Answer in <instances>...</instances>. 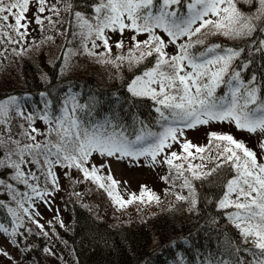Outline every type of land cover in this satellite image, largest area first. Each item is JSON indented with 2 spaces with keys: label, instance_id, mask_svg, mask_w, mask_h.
Instances as JSON below:
<instances>
[{
  "label": "snow or ice",
  "instance_id": "snow-or-ice-1",
  "mask_svg": "<svg viewBox=\"0 0 264 264\" xmlns=\"http://www.w3.org/2000/svg\"><path fill=\"white\" fill-rule=\"evenodd\" d=\"M29 3L30 0H0V44L16 43L17 37L22 40L27 35L31 23L26 16ZM37 3L38 11L44 13L46 0H37ZM240 3L255 11H241ZM91 8V16L74 11L77 31L72 33L73 37H79L84 52L96 56L100 63L119 61L127 62L129 67L144 65V70L127 84V91L135 99L152 102L155 123L161 130L152 131L149 124L135 115L134 124L139 127L134 128V139L129 138L126 126L113 124L111 120L86 124L76 115L77 109L84 106L76 102L75 96H70L64 100L58 116H52L48 111L51 101H45L44 111L38 118L49 125L48 132L43 135L51 137L55 133L56 139L39 141L37 135L41 133L33 126L37 117L31 113L24 116L17 96L0 99V126H4L3 133H6H0V189L5 194L0 196V208L6 209L13 218L11 233L3 224H0V231L10 236L18 235V229L23 227L21 212L37 223L29 210L36 200L46 201L50 195L49 184L56 189V167L78 169L84 179H91L108 191L114 203L124 206L137 198L123 201L118 194L113 195L117 181L112 175H98L96 166L87 167L93 153L118 160L150 157L155 163L162 152L179 143L181 153L166 154L163 163L174 170V180H182L180 186L187 190V195H175L177 200L189 204V211L198 210V194L192 180L207 179L222 169L225 173L215 206L237 231L238 242L234 237H226L223 242L229 256L235 258L216 260L209 256L206 264H264V157H258L231 134L209 132L206 146L179 140L184 128L213 122H228L238 130L264 133V77H258L255 72L245 76L255 63L252 59L255 52L261 54V67L264 68V38L254 39V34L264 33L261 24L264 0H97ZM49 10L59 15L56 4ZM65 11L73 12L71 0H65ZM35 23H43L40 16L35 17ZM126 30L135 33L131 37L132 46L127 55L116 56L113 60L106 32L123 35ZM141 35H146V39H138ZM208 35H223L244 42L251 40V44L248 48L205 45ZM182 38L186 39L178 42ZM97 41L103 45L104 52L94 51L101 46ZM115 47L123 48V41H116ZM75 54L69 50L65 59ZM223 88L227 90L219 95L217 90ZM11 112L27 121L28 128L20 125L19 135L30 142L23 143L13 136ZM259 146L264 150V142ZM196 159L201 163H193ZM205 160L215 166L205 170ZM20 185L27 191H20ZM144 194L142 189L141 197ZM148 196L149 200L159 202L153 193L149 192ZM6 197L16 207L6 203ZM249 243L251 249L241 247ZM44 251L50 252V249ZM241 253L250 254L251 259H245ZM179 264H184L182 256Z\"/></svg>",
  "mask_w": 264,
  "mask_h": 264
},
{
  "label": "trees",
  "instance_id": "trees-1",
  "mask_svg": "<svg viewBox=\"0 0 264 264\" xmlns=\"http://www.w3.org/2000/svg\"><path fill=\"white\" fill-rule=\"evenodd\" d=\"M95 2L97 0H71L72 13L65 11V3L57 4V0L55 3L48 2L44 15L35 13V17L40 16L43 21L42 24H37L42 37L29 36L22 40L17 37L16 43L0 44V54L5 52L12 63V67L6 65L7 62L0 64V77L13 75L2 83L6 87L0 89V99L17 96L19 100L31 101L34 106L32 114L37 120L44 111L45 101H51L48 111L52 116H58L64 100L75 96L76 102L84 106L83 109H77L76 115L86 124L111 120L113 124L126 126L129 138L134 139V128L139 127V124H134L135 115L149 124L152 131H160L159 125L155 123L156 113L152 102L135 99L127 91V84L134 75L144 70V65L129 67L127 62L119 61L116 64L100 63L96 56H89L84 52L79 37H73L72 33L77 31L74 26V11L91 16V6ZM52 4H56L59 9L58 16L49 10ZM238 5L241 6L242 3ZM36 8L39 9V4ZM261 24L264 25V22ZM261 38H264V33L254 34L256 41ZM126 42L123 48L111 45L110 55L113 60L116 56L128 54L132 46L131 38ZM97 43L101 44L100 41ZM211 44L248 48L251 40L244 42L221 35H208L205 45ZM88 47L91 48L90 42ZM69 50L76 54L65 59ZM56 51V57L52 58ZM94 51L101 53L105 49L101 44ZM252 59L255 63L245 76L255 72L258 77H264L261 54L255 52ZM12 81L20 84L11 87ZM226 90L218 89L217 93L222 95ZM41 93L45 95L41 97ZM48 128L49 125L43 127L40 141L46 138L55 141V133L51 137L43 135L48 132ZM207 144L208 141L204 146ZM204 163L205 170L215 166L207 160ZM87 167L91 169L89 163ZM97 168L98 175L108 176ZM62 169L65 189L60 191V195L66 201V218L69 223L61 226L62 224L55 222L54 231L59 248L63 250L58 254L51 250L45 252L46 235L36 228L37 233L29 231L24 236L28 239V246L22 245L20 234L14 237V243L24 251L20 254L21 261L28 264H179L182 256L184 264H206L209 256L216 260L235 258L229 256L223 242L226 237H234L238 242L237 231L228 222L223 211L215 206L225 179L223 169L207 179L192 180L198 194L197 211H189L187 202L176 199L175 194L187 195V190L181 188L182 180L173 179V182L164 180L166 186L159 203H137L143 208H156V215L142 214L139 209L135 212L137 215L131 216L134 213L132 210L136 208L134 204L121 206L114 203L108 191L91 179H84L83 173L78 169ZM169 175L174 178V170L169 169L164 177ZM188 175L191 179L190 174ZM171 184L175 188H167ZM47 187L54 191L51 184ZM24 188L23 185L19 186L20 191ZM117 194L120 195L119 187L113 190V195ZM89 195L95 203L88 202ZM0 196H5L3 189H0ZM5 202L12 203L9 197L5 198ZM3 212L4 208H0V223L10 228L8 217ZM241 247L251 249L252 245L241 244ZM241 255L245 259H251L250 254Z\"/></svg>",
  "mask_w": 264,
  "mask_h": 264
},
{
  "label": "rangeland",
  "instance_id": "rangeland-1",
  "mask_svg": "<svg viewBox=\"0 0 264 264\" xmlns=\"http://www.w3.org/2000/svg\"><path fill=\"white\" fill-rule=\"evenodd\" d=\"M48 2H56V0H46V8ZM61 2L64 4L65 0H61ZM58 4V3H57ZM38 5L37 0H30L29 3V11L26 13L28 21H31L28 27L27 35L23 38L31 37V36H37L42 37L43 34L38 31L37 24L35 23V13H39L40 15H44L46 13V10L44 13H40L38 9L36 8ZM238 8L245 12L250 13L255 11V8L249 7V5L242 3L241 6L238 5ZM75 21V18H74ZM264 21H261L263 23ZM23 31V30H22ZM159 31V30H157ZM135 33L132 31L126 30L123 35H121L119 32L112 33V32H106V35L110 38L109 44L110 46L113 44L115 45V42L118 40H122L123 44H126ZM214 36V35H210ZM223 36V35H221ZM224 37V36H223ZM138 39H146V35H141L138 37ZM184 39L182 38L181 41L183 42ZM126 42V43H125ZM171 50V46H170ZM57 51L52 54V58L56 57ZM7 62V63H6ZM8 64L10 67H12V63L10 62V58L6 56V53L3 52L0 54V64ZM13 75H8L0 77V89L6 87V85H3L5 80H7L9 77H12ZM20 84V82L17 83V81H12L11 87L13 85ZM21 104L23 105V112L24 116H27L29 113H33L34 106L31 101L26 99H20ZM71 105H69L70 107ZM11 116V129L12 134L16 139H21L23 143L30 142L27 138L21 137L19 133L21 132L20 125H23L25 129L28 128L27 121L25 119H22L21 116H17L15 112L10 113ZM33 126L38 130L39 133H41L44 126H48L43 120L37 119L34 120ZM3 127L0 126V133H3ZM222 131L226 134H231L237 141L243 142L249 149L255 151L258 155V157H264V150L260 148V143L264 142V133L256 132V133H249L247 131L238 130L234 124H229L228 122H213L209 125H198L195 128H184L183 129V135L179 136L180 141H190L194 145L198 146H204L208 141V133L209 132H216V133H222ZM6 135V133H3ZM33 135H37L36 133H33ZM42 135H37V140H41ZM171 143V142H170ZM172 151L177 152L178 154L181 153V148L179 143H174L170 149H166L165 152H162L158 157L155 163L152 162L150 157H140L139 159H132V158H123V159H116L115 157H109V156H102L99 153H93V155L89 159V166H96L99 167L102 171H104L106 174H111L113 179L117 181V184L114 188L119 187L121 199L123 201H128L132 197H136L137 199H133L131 203L136 206L135 209L132 211L134 213L130 214L135 215L136 211L140 209L142 211V214H151L156 215L157 209L156 208H143L140 205H137V203L145 204L146 202H155V204L159 203L162 199V192L165 188V182L162 177H164L168 171L169 166L167 164L163 163V158L166 154L170 155ZM176 163H180L181 161H175ZM195 164L201 163L199 159H196L193 161ZM54 171L57 175V185L56 189L49 190L50 195L46 197V201L36 200L34 203V207L29 210L30 214H33V218L37 223H33L32 220L28 218V215H24L22 212L21 219L23 221V227L18 229V234L21 236L22 245L28 246V239L27 237H24L27 232L32 231L34 233H37L36 228L39 232L47 233V243L46 246L51 251H54V253L62 252L63 248H59V243L57 236L55 235L54 231V223L59 222L60 224L68 225L69 221L67 220L68 211L66 208V201L63 200V198L60 195V191L65 189L64 184V178H63V169L61 167L54 168ZM170 177V175H169ZM168 177V178H169ZM170 182H173V178L170 177L168 179ZM167 188H175L174 184L167 185ZM142 189L145 190V194L141 197ZM23 191H27L26 188L23 189ZM153 193L156 197L159 198V202H157L155 199L149 200L148 193ZM10 199V198H9ZM168 202L170 201L169 198H166ZM143 201V202H142ZM88 202L95 203L89 195ZM120 205V203H118ZM11 207H16L15 203H9ZM25 207H27V204H25ZM39 212V215H34L35 212ZM3 214L7 215L8 217V224L10 225V228L8 229V233H11L13 229V223H12V216L7 212L6 209H4ZM137 215V214H136ZM1 224V223H0ZM39 225V226H38ZM42 226V228L40 227ZM8 233H5L3 231H0V262L3 264H28L25 261L20 260V254L23 253V249L16 245L14 243V237L10 236ZM58 250V251H57ZM4 252H7L8 255H3Z\"/></svg>",
  "mask_w": 264,
  "mask_h": 264
}]
</instances>
